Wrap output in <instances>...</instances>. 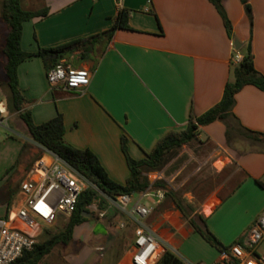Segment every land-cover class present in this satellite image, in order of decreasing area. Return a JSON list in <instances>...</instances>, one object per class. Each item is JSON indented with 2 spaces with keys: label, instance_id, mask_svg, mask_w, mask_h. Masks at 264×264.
I'll return each mask as SVG.
<instances>
[{
  "label": "crops",
  "instance_id": "obj_1",
  "mask_svg": "<svg viewBox=\"0 0 264 264\" xmlns=\"http://www.w3.org/2000/svg\"><path fill=\"white\" fill-rule=\"evenodd\" d=\"M20 1L26 10L50 11L43 19L23 23L20 46L27 53L106 32L121 9L129 11L128 29L101 36L86 54L77 51L62 59L90 72L86 88H51L39 57L17 68L18 86L33 123L40 125L61 114L64 142L90 150L108 177L119 184L129 176L121 135L127 138L129 156L143 159L168 132L184 130L191 115L199 117L220 102L226 83L232 80L234 57L242 58L248 46L254 69L264 78V0H249L251 21L240 0H221L230 35L208 0ZM235 42L240 45L238 50ZM10 121L8 137L0 143V175L8 166H16L22 138L28 137L18 116L8 115V124ZM186 146L192 171L182 181L188 186L180 198L192 209L189 218L204 228L196 218L201 216L207 230L229 247L243 238L264 210V91L243 87L234 96L225 120L200 126L197 137L182 149ZM164 163L165 158L161 167ZM144 175L151 183L155 178L169 185L173 181L160 170ZM211 179L213 183L207 185ZM10 184L0 192V218L21 200L19 189L15 191ZM156 192L131 195L127 206L106 201L105 219L86 217V222L74 228L72 241L44 259L59 250L61 263L99 264V259L107 257L110 264H133L134 231L140 224L159 244L151 264L165 251L183 264L215 262L218 251L194 232L164 192L162 199L155 197ZM137 203L151 208L150 214L131 216L129 210ZM119 223L125 227L119 229ZM97 225L101 232L95 231ZM74 245L78 251L73 250ZM67 247L68 252H63Z\"/></svg>",
  "mask_w": 264,
  "mask_h": 264
},
{
  "label": "trees",
  "instance_id": "obj_2",
  "mask_svg": "<svg viewBox=\"0 0 264 264\" xmlns=\"http://www.w3.org/2000/svg\"><path fill=\"white\" fill-rule=\"evenodd\" d=\"M208 1L215 7L228 35H230V22L222 8L221 0ZM240 1L246 16L251 21L252 13L249 0ZM49 13L48 8L38 11L26 10L22 7L20 0H0V22L8 27L6 42L2 48V54L5 58L3 65L4 84L7 86L8 94L6 96L0 95L6 101L7 114H17L26 127L30 140L41 149V153L34 162L41 156L43 150L49 151L78 172L93 188H87L79 195L75 208L61 231L51 236L45 234L42 241L36 243L30 251L24 252L12 264H39L55 248L67 246L72 241L74 228L88 220L85 214L91 215L89 207L97 203L100 208H103V204L106 203L105 197L115 200L118 196H131L156 190H163L165 195L172 200L176 209L188 220L195 233L218 252L226 250L228 247L223 246L207 230L205 220L201 216L196 215V218L204 228L196 223V219L189 218L190 214L187 210L192 212L191 207H184L171 191L165 190V185L162 182L151 183L145 177L144 172L157 171L170 151L180 148L196 138L200 126L225 120L234 105V96L243 87L251 85L264 91V78L254 69L250 47H247L241 60L231 69L232 80L226 83L220 102L199 117L191 115L184 130L168 132L154 145L150 152L144 154L143 159L133 160L129 156L127 138L125 135H121L120 148L129 170V176L123 184H119L108 177L98 158L90 150L77 149L64 142L65 128L61 114L40 125L33 123L30 112L25 109L28 102L22 96L18 86L17 68L22 62L33 57H39L48 70L73 52L81 51L86 54L101 36H110L118 28L128 29L129 11L121 9L112 28L101 34L76 40L57 48H39L36 53L24 52L20 46L23 23L34 19H43ZM155 264H183V262L170 251H165Z\"/></svg>",
  "mask_w": 264,
  "mask_h": 264
},
{
  "label": "built area",
  "instance_id": "obj_3",
  "mask_svg": "<svg viewBox=\"0 0 264 264\" xmlns=\"http://www.w3.org/2000/svg\"><path fill=\"white\" fill-rule=\"evenodd\" d=\"M115 1L120 3L122 0ZM234 59L236 64L241 60L239 55ZM90 78L88 70L74 68L63 60L46 72V81L51 88L66 91L86 88ZM8 134L6 101L0 95V143ZM87 188L93 186L59 157L43 150L19 183L20 202L9 210L5 218H0V264H12L24 252L30 251L42 234H46L55 225L65 224L79 195ZM155 197L162 199L163 192L158 190ZM105 199L108 203L123 206H127L129 202V196H118L115 200ZM150 212L151 208L138 203L129 210L131 216L140 218L148 216ZM105 215V210L97 212L100 219ZM124 227L123 223L118 224L119 229ZM134 233L132 263L151 264L159 249L155 235L140 224ZM210 264H264V210L259 213L243 238L218 252V259Z\"/></svg>",
  "mask_w": 264,
  "mask_h": 264
},
{
  "label": "rangeland",
  "instance_id": "obj_4",
  "mask_svg": "<svg viewBox=\"0 0 264 264\" xmlns=\"http://www.w3.org/2000/svg\"><path fill=\"white\" fill-rule=\"evenodd\" d=\"M7 33H8L7 25L4 23H1L0 24V85H1L0 86V94L5 95V96L8 94V89H7V86L4 84L5 76L3 74V67H4L3 65L5 64V58L2 54L1 48H3L5 45ZM15 115L17 116V114H15ZM9 125H11V121H10ZM20 129H21V127H20ZM21 132H23L22 129H21ZM21 132H20V135H22ZM23 134H24V136H26L24 132H23ZM22 141H23V149L21 152V156L17 157V159H15L16 160V166H14L12 168H10L8 166L2 172V175H0V181H3V183L0 184V192L1 193L5 188L4 186H8L10 183H12L10 185L12 186V189H13L19 183V181L23 177L24 173L27 172L31 168V166L34 163V160L41 153V149L30 140L29 136L22 138ZM187 148H188V146H186L185 149L183 150L181 147L178 150L174 151L176 153H172V154L167 155V157H165L164 165L159 169L160 171H162L165 174V178H170L172 176L171 179H173V181L170 183V185L167 184L163 180H158L157 178L153 179V181H152V182H162L165 185V188H166L165 190L171 191V193H173V195H175L181 201V203L184 207H185V204L181 200L180 196L183 194L184 191L187 190L188 182L185 183V185H182V181L192 171V168H191L192 163L190 161H187L188 160V155H187L188 149ZM206 148H208V147H206ZM0 163H2V162L0 161ZM158 171H153V173L158 172ZM209 178H211V177H209ZM151 180H152V178H151ZM212 183H213V180L211 179L209 182H207V185H210ZM171 187H174L175 191L172 190ZM17 189H18V187H15V191H17ZM15 191H13V192H15ZM167 199L170 200L169 197H167ZM104 209H107L106 203L103 204V208H100L97 203H94L93 205H91L89 207V211L91 212L90 219L92 221L93 220L94 221L99 220L100 218L97 217V212L104 210ZM187 212L190 213L188 210H187ZM65 225H66V223L55 225L53 228L48 230L46 234H48L50 236L54 235V234L58 233L59 231H61L65 227ZM95 231L101 232L102 227L100 225H97ZM44 235L45 234L41 235V237L38 239V242L42 241ZM73 248H74L73 249L74 251H78V250H76V249H78V247L75 249V245ZM67 250H69L68 247L63 248V252H68ZM98 253H103V251H100ZM60 256H61L60 251L56 250L53 253L52 257H49V259L48 258L43 259V261L40 264H68L66 262L61 263V260H60L61 257ZM50 258L53 259V261H54L53 263L50 262L51 261ZM99 264H110V259L107 257H105L104 259H99Z\"/></svg>",
  "mask_w": 264,
  "mask_h": 264
},
{
  "label": "water",
  "instance_id": "obj_5",
  "mask_svg": "<svg viewBox=\"0 0 264 264\" xmlns=\"http://www.w3.org/2000/svg\"><path fill=\"white\" fill-rule=\"evenodd\" d=\"M235 48H236V50H238L240 48V45L237 42H235ZM89 216H90V214H85V217H89Z\"/></svg>",
  "mask_w": 264,
  "mask_h": 264
}]
</instances>
